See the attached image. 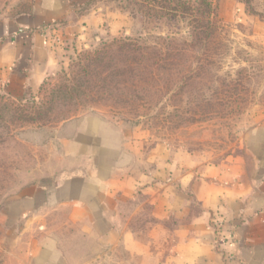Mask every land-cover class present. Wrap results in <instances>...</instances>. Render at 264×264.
<instances>
[{
    "label": "rangeland",
    "instance_id": "rangeland-1",
    "mask_svg": "<svg viewBox=\"0 0 264 264\" xmlns=\"http://www.w3.org/2000/svg\"><path fill=\"white\" fill-rule=\"evenodd\" d=\"M243 1L233 23L218 17V0H86L79 13L103 16L52 43L57 64L40 88L24 102L0 89V192L14 173L20 186L41 168L59 177L82 170L112 178L116 193L104 202L115 217L145 225L152 200L165 204L179 190L174 176L251 170L264 153V2ZM31 2L0 0V19Z\"/></svg>",
    "mask_w": 264,
    "mask_h": 264
},
{
    "label": "crops",
    "instance_id": "crops-1",
    "mask_svg": "<svg viewBox=\"0 0 264 264\" xmlns=\"http://www.w3.org/2000/svg\"><path fill=\"white\" fill-rule=\"evenodd\" d=\"M85 1L32 0L28 12L0 19L4 95L24 102L56 67L52 43L82 31L74 24L98 22L99 9L78 12ZM245 7L243 0H218V17L240 22ZM53 23L64 31L50 30ZM260 131L253 139L264 136ZM251 161V170L238 164L174 176L179 190L173 187L165 204L152 200L154 220L145 225L132 223L134 215L115 217L106 206L116 193L109 188L112 178L82 170L59 177L41 168L18 186L14 173L0 192V264H264V153ZM50 178L51 189L44 183ZM128 182L120 181V188ZM216 219L223 222L221 236Z\"/></svg>",
    "mask_w": 264,
    "mask_h": 264
},
{
    "label": "built area",
    "instance_id": "built-area-1",
    "mask_svg": "<svg viewBox=\"0 0 264 264\" xmlns=\"http://www.w3.org/2000/svg\"><path fill=\"white\" fill-rule=\"evenodd\" d=\"M222 225H223V222L221 219H216L214 221V227H215L216 232L218 233L219 236H221V230L220 229H221Z\"/></svg>",
    "mask_w": 264,
    "mask_h": 264
}]
</instances>
